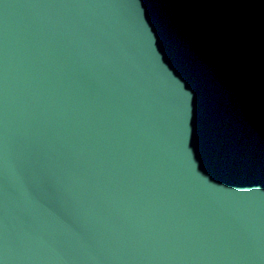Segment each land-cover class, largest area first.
<instances>
[{"label": "water", "instance_id": "obj_1", "mask_svg": "<svg viewBox=\"0 0 264 264\" xmlns=\"http://www.w3.org/2000/svg\"><path fill=\"white\" fill-rule=\"evenodd\" d=\"M218 36L192 0H0V264H264Z\"/></svg>", "mask_w": 264, "mask_h": 264}, {"label": "rangeland", "instance_id": "obj_2", "mask_svg": "<svg viewBox=\"0 0 264 264\" xmlns=\"http://www.w3.org/2000/svg\"><path fill=\"white\" fill-rule=\"evenodd\" d=\"M218 2L219 0H217V4ZM245 2L246 0H235V4L239 9L236 10L235 13H230L229 15L232 20L231 24H233L235 31L238 33L235 36L236 41L224 43V49H230L233 55L231 56L228 53V56L232 59L235 74L237 73L238 77H240L238 78L237 87H239V82H241L242 88L251 85V87L256 90L254 96V111L256 115H258L257 117L254 116V118L259 121L264 130L263 123L260 121V118L264 121V9L261 10L259 8L264 4V0L248 1V4L255 9V15L252 14L253 11L250 12L247 6L244 5ZM227 3L230 5L232 2L227 0ZM243 7L245 8L243 9ZM244 16L245 20L243 24H241L240 18ZM206 19L210 25H213L214 30L219 33L222 39L225 40V36L220 33V29L225 27L223 26V20L220 21L218 18L217 20H209L207 16ZM255 20H258L260 25L262 24V28L257 26ZM235 22L236 25L234 24ZM227 34L230 35V33ZM242 100L245 104L251 101L244 96Z\"/></svg>", "mask_w": 264, "mask_h": 264}, {"label": "trees", "instance_id": "obj_3", "mask_svg": "<svg viewBox=\"0 0 264 264\" xmlns=\"http://www.w3.org/2000/svg\"><path fill=\"white\" fill-rule=\"evenodd\" d=\"M193 2H195L199 8L204 12L205 16H207V18H209V20H217V18L222 21L225 27H223V29H220V33L221 35L225 36V40H223V43L226 42H232V41H236L235 36L237 35L238 32L235 31L233 24H231V19H230V13H235L236 10H238V6L235 4V0H230L232 3L230 5H228L227 0H219L218 4H217V0H192ZM241 1V0H239ZM248 1H252V0H246L245 4L247 6V8L250 10V12L253 11V15H255V9L250 6L248 4ZM264 4H262L261 7H259L261 10L264 9ZM245 7H243L244 9ZM263 16H264V11H263ZM225 19V21H224ZM241 19V24H243L244 20H245V16ZM255 22H257V26H260V28H262V24L260 25L258 20H255ZM236 25V22L234 23ZM227 33H230V35H228ZM227 37V38H226ZM227 40V41H226ZM227 51L229 52V54L231 56H233L230 52V49H227ZM236 58V57H235ZM237 59V58H236ZM238 61V60H237ZM238 67V65H237ZM237 70V69H236ZM239 70V68H238ZM240 78V77H239ZM248 86V87H247ZM244 88V96L249 100L248 105L251 107L252 111L251 114L257 117L255 111H254V96H255V88H252L251 85H247ZM255 119V118H254ZM261 123H263V128H264V121L261 120ZM257 123H259L258 121H256Z\"/></svg>", "mask_w": 264, "mask_h": 264}, {"label": "bare ground", "instance_id": "obj_4", "mask_svg": "<svg viewBox=\"0 0 264 264\" xmlns=\"http://www.w3.org/2000/svg\"><path fill=\"white\" fill-rule=\"evenodd\" d=\"M245 1V0H244ZM201 10V9H200ZM239 14V13H238ZM262 23V22H261ZM219 26V25H218ZM219 34V33H218ZM218 38V40H219V43H220V45H221V47H222V45H224V43H223V40H221V38H220V36H218L217 37ZM242 61H243V59H242ZM232 62V61H231ZM233 64V63H232ZM237 87V79H236V85H235V88ZM241 101L245 104V102L241 99ZM251 115V120H252V122H253V119H252V114H250ZM258 115V114H257ZM261 119V118H260ZM259 122V121H258ZM253 124L255 125V122H253Z\"/></svg>", "mask_w": 264, "mask_h": 264}]
</instances>
